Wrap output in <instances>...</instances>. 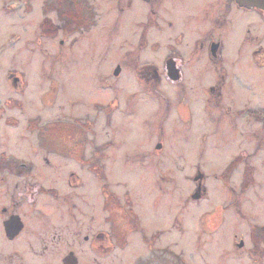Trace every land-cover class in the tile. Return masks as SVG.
<instances>
[{
  "label": "rangeland",
  "instance_id": "obj_1",
  "mask_svg": "<svg viewBox=\"0 0 264 264\" xmlns=\"http://www.w3.org/2000/svg\"><path fill=\"white\" fill-rule=\"evenodd\" d=\"M90 1L93 21L77 27L68 22L76 3L0 0V151L30 161L37 177L53 167L47 181L86 211L91 233L105 230L107 249L92 264H264V241L253 238L264 224V119L249 113L264 111L259 12L227 16L224 0L155 1L162 28L148 37L159 46L140 49L146 2ZM220 37L223 70L207 56ZM197 43L201 57L170 80L167 47L185 62ZM35 116L57 122L44 135L59 139V152L38 147ZM247 165L254 179L243 187Z\"/></svg>",
  "mask_w": 264,
  "mask_h": 264
},
{
  "label": "flooded vegetation",
  "instance_id": "obj_2",
  "mask_svg": "<svg viewBox=\"0 0 264 264\" xmlns=\"http://www.w3.org/2000/svg\"><path fill=\"white\" fill-rule=\"evenodd\" d=\"M138 1L140 0H117L116 5H132L142 1L146 2V4H144L147 6V11L145 12L146 15L144 13L146 18L138 23V25H140L139 27L142 28L138 46L140 49L149 46H151V48L157 47L159 46L160 41L151 42V36L148 37V34L152 29L162 28L160 16H157L158 14L154 11V8H156L155 1L161 0ZM67 2L71 5L76 3V7L84 8L87 15H91L89 18L90 22L93 21L92 18L94 17V14L91 8L92 2L90 0H67ZM224 2L226 4V10L224 13H226L227 16L232 9L236 12L238 8L256 10L260 14V22L264 24L263 10H259L255 7H244L235 2V0H224ZM46 3H48V6L46 5L47 8L53 7V4L49 2ZM232 6H234V8H232ZM122 9H124V7H122ZM129 9L130 8H128V10ZM157 11L159 10L157 9ZM124 12L127 11L125 10ZM223 18L225 19V17ZM220 21L218 19L214 22V29L219 28L221 30V28L226 25L225 21ZM175 39L177 40V38ZM211 41L209 55L207 56L211 58L217 69L221 68L223 70L221 67V51L223 48L222 38L212 39ZM61 42L64 43L63 41ZM200 42L201 45H204L203 39ZM171 44H174V41L167 46H171ZM195 47L192 59H188L185 62L176 57L177 55L174 53H171L170 48L167 47V52L165 53L167 54L165 57V66L167 76L170 80L174 81L171 79L172 77L168 70V63H173L174 68L179 71V79L182 80L183 70H181V65L186 62L189 64L195 59V57H197V55H199L198 58L201 57V54H196V49L202 48L199 47L198 43ZM150 65L153 66L154 64ZM117 67H120L121 73V64L114 68L113 73ZM219 74L226 79V76L223 73ZM114 75L116 74L114 73ZM156 75L157 73L154 72L153 77H156ZM220 87L221 85L216 84L210 87L209 90L214 98L219 94ZM249 113L259 119H264V111L263 114H261L260 112H257L256 109L251 113V110L249 109ZM28 120V125L32 126L34 131L39 130L43 133V136L41 133L37 140L39 141L38 147L45 150L47 154L59 152V139L56 141L55 138L44 135V132L48 130V124L50 122L57 123L56 121H53L55 119L43 123L39 116H35ZM45 158L48 161V157L45 156ZM32 167L33 164L30 161L27 162V159L25 161L22 159L19 160L7 154L5 150L0 151V264H92L93 260H98L97 253L102 254L103 251L107 249L109 238L107 237L105 230L97 229L95 232L91 233L85 220H82V218L85 217L86 211H84L83 214H78L74 209L75 206L71 205L72 202L70 196L67 194H63L62 196L59 193V190L52 185L51 180L47 181V176L50 175L49 173H51L53 167L42 168L41 175L38 177L34 175L35 169H31ZM94 169L96 170V168ZM61 198L64 199V202H62L63 206L61 205L59 207L58 201L61 200ZM57 206L58 214H61V217L64 218V224H66L67 217L69 218V222L66 226L57 225ZM73 222H75L76 225L72 228L71 224ZM257 228L260 231H255L254 236L255 234L260 236V241L262 242L264 241V224H260ZM240 240L243 239L240 238L238 241L239 243ZM150 241L152 244L153 241ZM257 243L258 245L260 244V242ZM101 263L103 262L101 261Z\"/></svg>",
  "mask_w": 264,
  "mask_h": 264
},
{
  "label": "trees",
  "instance_id": "obj_3",
  "mask_svg": "<svg viewBox=\"0 0 264 264\" xmlns=\"http://www.w3.org/2000/svg\"><path fill=\"white\" fill-rule=\"evenodd\" d=\"M48 4V3H46ZM48 6V5H47ZM46 6V7H47ZM77 8V7H76ZM65 14L66 11L63 10L61 12V14ZM69 21L68 22H76V26L77 27H80V26H87L88 24H90V16L91 15H87L86 11L84 10V8H81V7H78L76 9V11H73V13H69ZM82 17V19L84 20V22L82 21L80 23V18ZM46 25H44V28H43V31L45 33H53V31L56 30V25L53 23V24H48V23H45ZM242 161V157L241 156H238L236 158H234V160L229 163L227 166V169L224 171V174H223V177H226L227 180L229 179V176L235 171V169L238 167L237 165ZM254 167L253 166H250V165H247V167L245 168V172H244V176H245V180H244V183H243V187H246V186H249L252 182H253V179H254ZM256 232H259L260 230L258 228L255 229ZM153 237H156V235H154ZM255 238V241L256 242H260V236H258L257 234H255L254 236Z\"/></svg>",
  "mask_w": 264,
  "mask_h": 264
},
{
  "label": "water",
  "instance_id": "obj_4",
  "mask_svg": "<svg viewBox=\"0 0 264 264\" xmlns=\"http://www.w3.org/2000/svg\"><path fill=\"white\" fill-rule=\"evenodd\" d=\"M235 2L239 3L240 5L247 7V8H258L259 10L264 11V0H235ZM168 70L170 71V76L172 77L174 81L179 79V71L174 68L173 63L169 64L168 63ZM116 75L120 73V67H117L114 71ZM157 147H161V144H158ZM245 242L243 240H240L239 246L242 247L244 246Z\"/></svg>",
  "mask_w": 264,
  "mask_h": 264
}]
</instances>
